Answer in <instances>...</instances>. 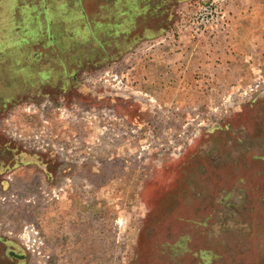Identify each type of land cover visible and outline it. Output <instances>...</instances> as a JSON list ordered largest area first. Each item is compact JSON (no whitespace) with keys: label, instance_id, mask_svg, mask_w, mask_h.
Masks as SVG:
<instances>
[{"label":"rangeland","instance_id":"374dc122","mask_svg":"<svg viewBox=\"0 0 264 264\" xmlns=\"http://www.w3.org/2000/svg\"><path fill=\"white\" fill-rule=\"evenodd\" d=\"M209 1L0 0V264H264V0Z\"/></svg>","mask_w":264,"mask_h":264},{"label":"crops","instance_id":"0c3cea01","mask_svg":"<svg viewBox=\"0 0 264 264\" xmlns=\"http://www.w3.org/2000/svg\"><path fill=\"white\" fill-rule=\"evenodd\" d=\"M232 7V6H231ZM249 10V8H247L245 5H243V7H236L235 9L232 8L231 11H233V13L237 16H240L243 20V16H241L242 13H247V11ZM256 11L254 10V13ZM234 16V15H233ZM231 17L232 20V31H231V35L226 37L225 41L223 44L217 45L219 49L222 48H226L227 46H232L233 43H235L236 46V40L238 39V35L239 33L242 34V38H240L239 41H244V39L246 38L245 35L248 31V27L244 25L246 20H243V22L239 25H236V20L234 19V17ZM248 16H246L247 18ZM239 27V29H238ZM256 28V27H255ZM236 33V34H235ZM237 57H239L237 55ZM207 61H210L209 65L206 67V73L207 76L212 77V79H215V74L217 72H220L219 70H221L220 68L224 69V73H223V77H226L228 79H235L236 77H238V75L243 72L244 70H247V67L243 64V62L236 58L234 55L230 54V56H224L221 64H217L216 63V57L214 53L210 54V57H208L206 59ZM236 66H238V68H236ZM219 68V69H217ZM242 76H239L237 79H242Z\"/></svg>","mask_w":264,"mask_h":264},{"label":"built area","instance_id":"2783aa9c","mask_svg":"<svg viewBox=\"0 0 264 264\" xmlns=\"http://www.w3.org/2000/svg\"><path fill=\"white\" fill-rule=\"evenodd\" d=\"M225 2L209 1L199 5V8L193 14V18L186 28L189 33L197 38L207 32L217 31L219 29L231 28V21L224 8Z\"/></svg>","mask_w":264,"mask_h":264}]
</instances>
